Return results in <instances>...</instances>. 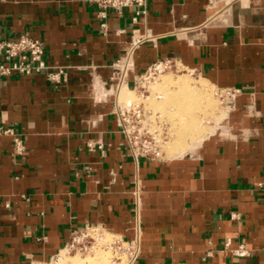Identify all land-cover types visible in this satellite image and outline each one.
<instances>
[{
  "label": "crops",
  "instance_id": "0c3cea01",
  "mask_svg": "<svg viewBox=\"0 0 264 264\" xmlns=\"http://www.w3.org/2000/svg\"><path fill=\"white\" fill-rule=\"evenodd\" d=\"M134 16L109 11L104 30L90 0H0V35L43 41L46 63L64 70L58 85L45 73L0 76V129L26 147L17 155L16 136L0 132V264L48 260L90 224L131 239L137 221L134 264H264V0H150ZM146 33L156 40L136 50V73L172 58L203 78L202 92L240 93L191 151L168 143L177 157L136 165L113 115V63ZM180 100L165 103L182 119L177 137L199 128L175 111L190 103Z\"/></svg>",
  "mask_w": 264,
  "mask_h": 264
},
{
  "label": "built area",
  "instance_id": "2783aa9c",
  "mask_svg": "<svg viewBox=\"0 0 264 264\" xmlns=\"http://www.w3.org/2000/svg\"><path fill=\"white\" fill-rule=\"evenodd\" d=\"M97 8L98 17L103 21L102 28L106 30L105 20L109 11L119 15L127 9L134 13V21L140 16L146 15L150 0H90ZM150 33L135 34L130 47L125 55L113 63L118 72L116 90L123 87H133L140 93L141 98L147 99L146 92L150 91L153 84L159 81L160 76L172 64L176 67L180 62L176 59L166 58L151 64L144 72L136 73L134 54L145 42L155 41ZM46 47L43 41L29 36H21L16 39L4 38L0 35V76L9 77L17 74L21 76H32L38 73H45L47 79L53 85L62 81L64 73L61 67H51L45 60ZM133 74L132 81L130 77ZM134 85V86H133ZM233 105L240 91L238 89H220ZM231 107V106H230ZM113 115L116 118L117 127L127 141L129 156L136 165L142 159L147 161H161L165 159V147L169 143V134L166 130V122L161 115L148 109L143 103H123L118 96L115 97ZM165 129V130H164ZM0 132L16 136L12 129H0ZM88 148L91 151L104 150L102 142H89ZM24 142L16 136L15 151L17 155L25 153ZM256 187L264 192V177L256 183ZM134 198L137 207L140 205V186L137 185L134 191ZM234 218L235 215H234ZM96 251L103 252L109 264H134L141 254V229L139 221L134 227V236L131 239H124L110 231L103 225L90 224L82 230H73L70 239L65 246L51 258L34 264H70L69 259L74 257L85 258ZM222 251H230L237 257L251 255V249L246 243H239L236 248L226 242Z\"/></svg>",
  "mask_w": 264,
  "mask_h": 264
},
{
  "label": "rangeland",
  "instance_id": "374dc122",
  "mask_svg": "<svg viewBox=\"0 0 264 264\" xmlns=\"http://www.w3.org/2000/svg\"><path fill=\"white\" fill-rule=\"evenodd\" d=\"M173 64L172 67H168L166 71L162 73V75L159 78V81L152 85L150 91L146 92V96H148L147 99L141 98L140 93L137 90H135L132 86L127 87V88H131L128 89L131 91L126 90V92L130 93L128 94L129 96L125 97L123 92L121 93V91H119L118 93L116 88H112V93L114 95L113 96L114 99L116 96H118L120 102L143 103L148 109H151L155 113L160 114L161 119L166 122V130L165 129L164 130L167 131L169 134V145L178 146L183 144L184 141V146L187 148L185 153H187L191 151L192 148H194V146L190 148L189 146L192 145V142L194 140L198 139L200 134L204 133L205 131L211 132L212 130L214 131L216 130V128L218 127L217 125L223 122L222 118L219 117L220 114L224 112L225 115L230 109V106L232 105L229 103L230 98L227 97L226 94H224L220 89H217L211 86L210 84H208L207 93H204V91L202 92L200 89H197L198 87H196L195 90L197 91L199 90L203 94V97H206L208 100L211 99L210 101L212 102V104L210 103L211 106L210 107L208 106L209 107L208 110L210 111V114H205L206 117L204 116L203 110H207L206 105L208 103V100L207 99H205L204 101L202 100V105L199 111L196 109V111L193 113V115L195 116L198 122V123L194 122L195 125H193V127L199 126V128H197L196 131H191L192 133L191 132L187 133L185 131L183 132L181 137H177L178 130H181L179 124L182 122L181 121L182 119L179 121L178 116L176 114H173L174 111L169 106L168 107L165 106V103L168 100L171 99L173 100L172 94L171 96L170 95L167 96L168 92L166 91L165 93V91H163L166 84L165 82H167L168 78H172L173 80H176L179 77L180 78L186 77L190 79L192 82L197 81L200 83L202 82L203 78L200 77L197 73H194L193 71L184 68L181 63L177 64L179 68H176L174 66L175 64L174 65ZM175 85H176L175 83H170L166 88L177 91V85L176 86ZM158 103H162V106H159ZM184 118L185 120L189 119L188 116H184ZM215 126L217 127L215 128ZM197 147L198 145L196 146V148ZM185 153L182 156H184ZM166 157L172 158V157H177V155L175 151L171 152V150H169L167 146L165 147V158ZM75 261L76 263L79 262L82 264H109L108 257L101 251H96L94 254L87 256L85 258L74 257L68 260L70 264H75Z\"/></svg>",
  "mask_w": 264,
  "mask_h": 264
},
{
  "label": "bare ground",
  "instance_id": "6f19581e",
  "mask_svg": "<svg viewBox=\"0 0 264 264\" xmlns=\"http://www.w3.org/2000/svg\"><path fill=\"white\" fill-rule=\"evenodd\" d=\"M196 82V81H194ZM192 82L190 79L186 78V77H182V78H178L176 80H173L172 78H168L167 79V82H165L166 84H170V83H175L177 85V91L175 90H172L171 91L168 89H163V91H166L168 92L167 96H171L172 94V97L175 99V100H179L181 99L182 100V103H183V100L185 99V102L186 100L188 101L189 104H175V111L176 112H180V113H188L190 112V114L193 115V113L196 111V109L199 111L198 109V106H199V103L201 101V98L203 97V94L198 90H195L196 86H197V83H194ZM164 83V84H165ZM201 83V82H200ZM163 84V85H164ZM165 84V85H166ZM175 85V86H176ZM183 86V87H182ZM128 89H131V88H127V87H123V88H119L117 91L119 93V91H121V93L123 92L124 96H129L128 94H130L129 92H126L127 91H131V90H128ZM199 89V88H197ZM205 91V90H204ZM164 93V92H163ZM165 95V94H164ZM181 100L179 102H181ZM208 100V99H207ZM211 100V99H210ZM211 102V101H210ZM130 103V102H129ZM202 103V102H201ZM212 104V102H211ZM185 106V107H184ZM210 107V105H208ZM209 109V108H207ZM205 111H208V110H205ZM210 112V111H209ZM208 112V114H209ZM213 113V112H212ZM206 114V112H205ZM204 114V116H205ZM206 117V116H205ZM199 119V118H198ZM190 120V119H189ZM192 121V122H191ZM191 121L189 122V125L190 127L192 128L193 125H195L194 122H197L195 116L193 115L192 116V119ZM179 123V122H178ZM182 123V122H181ZM181 123L179 125H181ZM198 123V122H197ZM199 127V126H198ZM195 128V127H194ZM190 129V128H189ZM200 146V145H199ZM183 153V152H182ZM78 259V258H77ZM83 262V261H82ZM78 264H82V263H79L77 262ZM76 261H75V264H77Z\"/></svg>",
  "mask_w": 264,
  "mask_h": 264
}]
</instances>
